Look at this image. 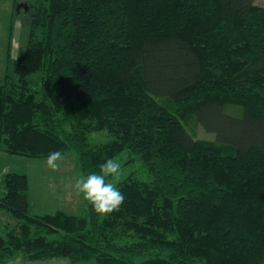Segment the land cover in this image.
Wrapping results in <instances>:
<instances>
[{
    "label": "trees",
    "instance_id": "1",
    "mask_svg": "<svg viewBox=\"0 0 264 264\" xmlns=\"http://www.w3.org/2000/svg\"><path fill=\"white\" fill-rule=\"evenodd\" d=\"M30 7L27 45L0 79V146L74 152L83 176L108 159L129 170L108 217L86 201L80 214H30L28 176L5 172L0 208L18 222L0 227V264H264V0ZM209 112L234 128L216 140L187 130L195 117L208 128Z\"/></svg>",
    "mask_w": 264,
    "mask_h": 264
},
{
    "label": "rangeland",
    "instance_id": "2",
    "mask_svg": "<svg viewBox=\"0 0 264 264\" xmlns=\"http://www.w3.org/2000/svg\"><path fill=\"white\" fill-rule=\"evenodd\" d=\"M31 0H0V79L5 74L13 72V61L27 45L31 29V18L34 13L30 7ZM263 3V0H255ZM40 38L42 29H36ZM42 71L29 76L33 89L41 88ZM206 125L202 124L197 117L191 122L185 123L188 131L199 138L216 140V131L224 127L225 130L233 129L234 126L223 118L216 117L211 112L205 114ZM233 118V117H232ZM200 123L204 129H197ZM110 138L106 131L93 132L90 134V143L97 144L105 142ZM65 156L59 171H52L46 166V158H26L24 156L12 155L4 151L0 146V196L3 194L4 174L8 170L24 173L29 179V202L30 214L53 213L57 210H65L69 213L80 214L84 209V199L77 195L74 189V182L79 171L77 159L74 152ZM129 168L124 169L125 174ZM123 178V175H121ZM17 223L6 211L0 208V227L7 224V221ZM12 225V224H11ZM9 264H95L94 260H81L72 262L68 258L46 259L32 262H23L16 259Z\"/></svg>",
    "mask_w": 264,
    "mask_h": 264
},
{
    "label": "clouds",
    "instance_id": "3",
    "mask_svg": "<svg viewBox=\"0 0 264 264\" xmlns=\"http://www.w3.org/2000/svg\"><path fill=\"white\" fill-rule=\"evenodd\" d=\"M64 160L65 156L61 151H53L46 157V166L52 171H59ZM121 175L120 163L108 159L101 165L99 174L78 175L74 189L98 215L108 217L120 211L125 200L123 193L117 187Z\"/></svg>",
    "mask_w": 264,
    "mask_h": 264
}]
</instances>
